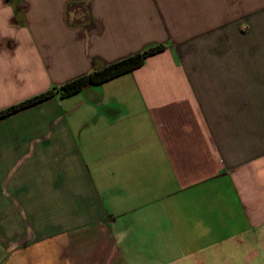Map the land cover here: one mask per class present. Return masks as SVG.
<instances>
[{"label": "crops", "instance_id": "1", "mask_svg": "<svg viewBox=\"0 0 264 264\" xmlns=\"http://www.w3.org/2000/svg\"><path fill=\"white\" fill-rule=\"evenodd\" d=\"M0 264H264V0H0Z\"/></svg>", "mask_w": 264, "mask_h": 264}, {"label": "trees", "instance_id": "2", "mask_svg": "<svg viewBox=\"0 0 264 264\" xmlns=\"http://www.w3.org/2000/svg\"><path fill=\"white\" fill-rule=\"evenodd\" d=\"M164 48V45L150 47L141 53L108 64L101 69L93 70L92 72L65 83L60 87H53L50 90L8 106L5 109L0 110V119L47 99L54 98L56 96L66 98L81 92L88 86L100 85L118 76L131 72L134 69L141 67L147 58L158 54L163 51Z\"/></svg>", "mask_w": 264, "mask_h": 264}]
</instances>
